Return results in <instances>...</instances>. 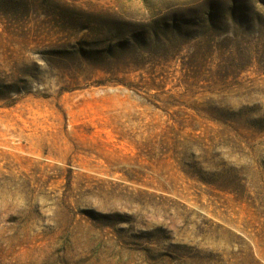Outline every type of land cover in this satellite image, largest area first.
<instances>
[{"label":"rangeland","instance_id":"obj_1","mask_svg":"<svg viewBox=\"0 0 264 264\" xmlns=\"http://www.w3.org/2000/svg\"><path fill=\"white\" fill-rule=\"evenodd\" d=\"M0 264H264V0H0Z\"/></svg>","mask_w":264,"mask_h":264}]
</instances>
